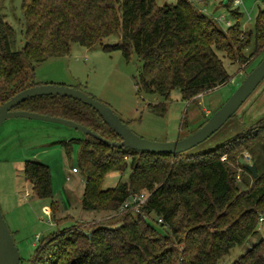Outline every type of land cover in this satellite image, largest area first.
Returning a JSON list of instances; mask_svg holds the SVG:
<instances>
[{
    "label": "trees",
    "instance_id": "obj_1",
    "mask_svg": "<svg viewBox=\"0 0 264 264\" xmlns=\"http://www.w3.org/2000/svg\"><path fill=\"white\" fill-rule=\"evenodd\" d=\"M1 6L0 0V104L38 84L36 64L68 54L73 42L91 46L116 35V42L104 48L141 61L135 84L163 99L148 104L160 115L173 89L194 102L226 83L231 74L223 58L243 68L264 53V9L255 15L254 30L244 31L241 12L229 1L224 6L234 22L224 29L191 0H22L25 43L17 50L11 48L14 28ZM14 108L71 119L120 140L93 107L69 96L36 95ZM75 139L60 142L68 148ZM77 140L79 168L86 175L82 207L116 214L43 236L29 264H216L256 234L264 220V112L247 123L236 121L234 132L211 147L199 143L180 153L111 146L86 133ZM243 151L256 163L251 181L237 178L236 155ZM127 169V180L102 187L108 172ZM23 171L35 196H51L47 164L27 159ZM141 193L146 200L137 210L120 209ZM230 264H264V237Z\"/></svg>",
    "mask_w": 264,
    "mask_h": 264
},
{
    "label": "rangeland",
    "instance_id": "obj_2",
    "mask_svg": "<svg viewBox=\"0 0 264 264\" xmlns=\"http://www.w3.org/2000/svg\"><path fill=\"white\" fill-rule=\"evenodd\" d=\"M1 1L2 16L14 28L10 39L11 48L20 49L25 43L22 0ZM156 1L158 4L176 2ZM191 1L224 29L228 26L227 19L234 22L230 9L223 5L226 0H207L205 6L200 5L198 0ZM228 1L231 8L241 12L240 27L244 31H253L255 15L259 9H264V0ZM117 39L116 35H111L91 46L73 42L68 54L53 56L37 63L34 79L38 83L78 86L109 105L136 134L160 141L174 140L195 130L204 118L223 104L246 73L264 56L263 53L252 59L243 68L223 58L231 74L226 83L201 95L199 102L184 100L180 91L173 89L169 99L165 100L166 111L160 115L150 110L148 104L163 99L139 91L135 84L141 61L134 55L127 60L119 49L104 48V45L115 43ZM252 47L253 41L244 49V53L249 54ZM238 120L240 118L235 113L232 120L199 146L211 147L231 135ZM83 136L84 133L77 128L48 120L11 117L0 124V210L19 250L21 264H29L35 246L43 236L76 223H89L94 218L104 220L116 214L111 211L87 210L81 205L86 175L79 168L80 142L77 139ZM70 138L76 139L66 148L60 141ZM236 158L237 178L251 181L252 174L245 168V164L253 161L251 153L243 151ZM27 159H37L49 166L52 182L50 197L39 198L33 194L31 183L23 171ZM73 167L78 171L72 172ZM128 172L129 169L123 173L116 170L108 172L102 187H112L127 180ZM263 237L264 220L260 222L256 234L231 247L216 264H230Z\"/></svg>",
    "mask_w": 264,
    "mask_h": 264
},
{
    "label": "water",
    "instance_id": "obj_3",
    "mask_svg": "<svg viewBox=\"0 0 264 264\" xmlns=\"http://www.w3.org/2000/svg\"><path fill=\"white\" fill-rule=\"evenodd\" d=\"M263 78L264 56L246 73L244 78L229 95V97L208 117V119L202 125L187 135L174 140L160 141L140 136L136 134L105 102L75 86L56 83L35 84L18 91L8 100L1 103L0 124L11 117H26L31 119L48 120L67 124L77 128L83 133L93 135L95 138L100 139L111 146H128L137 150H145L150 152L180 153L193 148L217 131L233 114L236 113L238 108L254 91ZM43 94L69 96L88 104L89 106L93 107L100 114L103 120L119 135L120 140L115 141L104 138L94 130H91L87 126L71 119L14 108L17 104L29 97ZM247 168L253 174V176L257 175L255 161H252L251 164H247ZM0 264H21L19 250L14 242L12 233L1 210Z\"/></svg>",
    "mask_w": 264,
    "mask_h": 264
},
{
    "label": "crops",
    "instance_id": "obj_4",
    "mask_svg": "<svg viewBox=\"0 0 264 264\" xmlns=\"http://www.w3.org/2000/svg\"><path fill=\"white\" fill-rule=\"evenodd\" d=\"M227 1L228 0H226L224 4ZM198 2L200 3V5L203 4L205 6L207 0H198ZM222 18H224V15H222ZM227 22L231 24V21L229 19L226 20V23ZM262 112H264V78L236 111L237 116L242 122L245 123L250 121L252 118L258 116ZM99 219L100 218H94L91 221H96Z\"/></svg>",
    "mask_w": 264,
    "mask_h": 264
},
{
    "label": "built area",
    "instance_id": "obj_5",
    "mask_svg": "<svg viewBox=\"0 0 264 264\" xmlns=\"http://www.w3.org/2000/svg\"><path fill=\"white\" fill-rule=\"evenodd\" d=\"M227 24H229V22H227ZM78 171V169L76 167L72 168V172H76ZM146 200V195H144V193H141L139 196L134 197L132 200L130 201H126L121 207V210H126L127 208H133L135 210L138 209V207L144 203ZM161 219L159 218V221Z\"/></svg>",
    "mask_w": 264,
    "mask_h": 264
}]
</instances>
